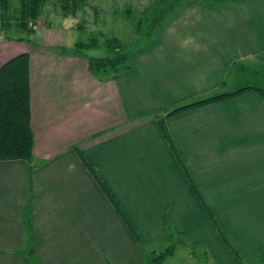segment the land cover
<instances>
[{"label":"crops","instance_id":"0c3cea01","mask_svg":"<svg viewBox=\"0 0 264 264\" xmlns=\"http://www.w3.org/2000/svg\"><path fill=\"white\" fill-rule=\"evenodd\" d=\"M216 6L187 2L106 82L59 44L0 41V66L29 56L33 136L31 161H0V264H147L171 244L162 264L260 258L264 98L166 116L264 69V0Z\"/></svg>","mask_w":264,"mask_h":264},{"label":"trees","instance_id":"16d2710c","mask_svg":"<svg viewBox=\"0 0 264 264\" xmlns=\"http://www.w3.org/2000/svg\"><path fill=\"white\" fill-rule=\"evenodd\" d=\"M0 0V33H8L13 25L16 32L24 34L25 37L14 38L4 36L2 39L6 42H22L31 44L30 37L35 34L33 22L42 16L47 3L52 0ZM92 0H55L61 16L66 19L76 17L84 9L90 6ZM190 0H160L155 1L150 9H146L143 16L133 18L131 10L127 9L123 17L133 22L135 32L139 36L137 43L148 42L152 35L166 23L178 10ZM211 7H217L216 3L224 1L225 3L235 2L237 0H202ZM157 4L159 7H157ZM155 7L154 11H150ZM153 14V17H148ZM145 27V28H144ZM82 26H79L81 29ZM103 37V35H101ZM103 45L109 52V56L104 58L87 57L83 50L98 45L96 39L88 43L77 42L69 50V54L75 57H84L88 62V70L100 82L115 80L121 73L131 68L127 48L117 38H104ZM137 46V50L143 46ZM63 54L68 53L64 48H59ZM245 70H241L242 75ZM261 76L259 85L241 86L236 91L229 94H218L211 97L186 104L173 109L166 116L185 112L200 106L213 104L226 98L239 95L246 91H255L264 98V69L256 71ZM33 136L30 129V91H29V56L20 54L15 56L0 66V161L32 159ZM87 166V163H86ZM88 170L100 184L103 191L113 203L116 210L120 212L119 207L112 196L105 190L102 183L99 182L95 172L91 167ZM29 204L24 209V229L32 244L34 241L32 225L30 220ZM179 241L175 242L178 243ZM175 249V244H171L164 252L157 254L151 253L147 264H160L166 257L170 256ZM264 254V249L260 250V256Z\"/></svg>","mask_w":264,"mask_h":264},{"label":"rangeland","instance_id":"374dc122","mask_svg":"<svg viewBox=\"0 0 264 264\" xmlns=\"http://www.w3.org/2000/svg\"><path fill=\"white\" fill-rule=\"evenodd\" d=\"M155 1L160 0H92L90 6L76 17L64 19L59 13L55 0H52L45 6L42 16L33 22L35 34L30 37L31 44L34 46L59 44L69 54V50L75 43H88L90 40L96 39L98 45L83 50V54L87 57L104 58L109 56V52L103 45V39L115 37L126 46L130 58V55L137 50V46L145 44V42L142 39L137 43L139 36L135 32L133 22L123 17V13L130 9L133 18L141 17L146 9L153 6ZM13 4H16V0L13 1ZM155 7L150 13L154 11ZM157 7H159L158 4ZM148 17H153V14H149ZM13 25L10 27L9 34L0 33V41L4 36L25 37L24 34L16 32ZM79 26L82 28L79 29ZM255 70L247 68L238 86L259 85L258 81L261 76ZM251 264H264V254Z\"/></svg>","mask_w":264,"mask_h":264}]
</instances>
